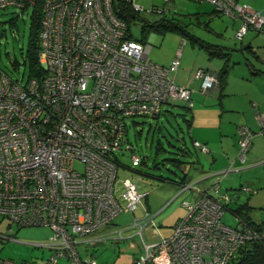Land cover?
Returning a JSON list of instances; mask_svg holds the SVG:
<instances>
[{
    "label": "built area",
    "instance_id": "1",
    "mask_svg": "<svg viewBox=\"0 0 264 264\" xmlns=\"http://www.w3.org/2000/svg\"><path fill=\"white\" fill-rule=\"evenodd\" d=\"M119 0H43L38 63L42 74L25 81L0 68V216L9 223L1 239H15L12 227H49L51 235L35 242L50 250L40 263L66 258L76 264H97L78 245L103 243L111 232L123 238V227L102 233L117 216L132 213L148 194L131 178L117 177L116 152L126 144L128 117H158L163 105H193L189 85L175 81L180 52L169 65L148 58L150 44L128 36L129 27L114 10ZM135 12L145 9L135 0H121ZM170 0H164L168 2ZM208 2L216 12L240 20L235 39L249 30L264 33V11L238 0ZM36 0H0V10L27 8ZM152 6L147 12L164 11ZM203 91L217 90L213 70L197 68ZM264 133V114L258 116ZM235 161L245 165L253 132L237 128ZM201 152L208 148L197 140ZM137 161L139 156L132 154ZM233 160V161H234ZM215 173L206 189L185 182L178 194L193 189L184 201L185 213L172 232L147 243L143 229L156 226L149 212L133 218L142 252L132 264H230L240 248L264 242V225L254 228L237 215L231 227L222 222L228 193L219 197L221 179L239 171L234 162ZM76 165L80 168L77 169ZM210 190V192H209ZM245 193L254 192L242 186ZM191 193V192H190ZM85 253L82 255V253ZM0 264H29L0 257Z\"/></svg>",
    "mask_w": 264,
    "mask_h": 264
},
{
    "label": "rangeland",
    "instance_id": "2",
    "mask_svg": "<svg viewBox=\"0 0 264 264\" xmlns=\"http://www.w3.org/2000/svg\"><path fill=\"white\" fill-rule=\"evenodd\" d=\"M135 1L141 4L145 11L139 12L138 19L130 24L131 32L138 39L145 35V41L151 46L148 58L154 62L164 64L169 59H173L178 50L182 57L186 58L189 55L188 59L194 58L197 51L201 55L214 52L225 54L222 59H219L222 63L228 62L229 66H236L235 68L238 69H248V66H251L254 71L255 55L264 53V34L249 30L241 41L236 40L235 32L240 26V20L215 12L208 2L195 0ZM238 1L264 11V0ZM152 6L163 7L165 10L147 12L146 10ZM31 12V6L24 9L11 6L0 10V68L12 78L22 81H25L28 76V69L23 64V60L28 43ZM161 20L172 22L177 27L162 29L159 26V29L150 28L146 32L142 31L144 23L154 24ZM14 59L19 63L16 68L12 64ZM257 67L259 70H264L261 65ZM190 112V109L180 105L171 108L163 105L160 115L156 118L134 116L125 119L127 123L126 144H129L131 149L126 148L124 143L122 148L116 152L119 162L117 177L131 178L136 181L139 189L148 190L150 194L158 193L168 200L173 198L172 202L159 214V218H154L157 227L160 220V222L164 219L172 220L171 216L175 213L177 206L185 210L183 202L189 201L190 192L193 193L192 189L174 198L178 188L172 186V180L188 174L192 169V164L200 158L189 135L186 120H191ZM132 154L138 155L139 160H133ZM249 159L247 154L245 165L236 161L233 164L235 167L243 166L244 168L230 172L221 179L219 193L225 192L231 196L229 202H224L226 205L221 220L231 227L237 224L232 209L240 203H246L248 206V216L251 222L264 224V161L253 167L255 163ZM76 168L79 169L80 166L76 165ZM213 177L212 181L216 179L215 176ZM197 186L199 185L194 184V187ZM242 186H252L256 192L245 193L241 190ZM120 216H128L132 219V213H123L117 216L114 223L123 222L119 219ZM7 223V219L0 218V232L7 233ZM12 231L15 232L16 240L0 239V253L7 255L13 252L15 260L30 264L38 263L39 254L47 248L34 243L46 241L51 235V229L39 226H13ZM134 232L136 229L130 231V234ZM147 233V231L144 232L146 240L149 236ZM124 235H128L127 231ZM140 241L138 235L123 241L112 231L103 243L86 246L81 244L78 245V249L83 248L91 253L99 264H132L133 258L141 252L140 245L137 244ZM130 242L137 244L135 248L129 246ZM57 264L76 263L61 258Z\"/></svg>",
    "mask_w": 264,
    "mask_h": 264
},
{
    "label": "crops",
    "instance_id": "3",
    "mask_svg": "<svg viewBox=\"0 0 264 264\" xmlns=\"http://www.w3.org/2000/svg\"><path fill=\"white\" fill-rule=\"evenodd\" d=\"M198 52L199 51L194 55V58L191 57L190 59L187 58L189 55L185 58L180 54V65L174 78L178 84L189 85L193 89V105L189 108L192 116L191 120H186L188 123L189 135L192 142L193 140H197L208 148L206 152H201L195 148L200 158L192 164V169L185 179L186 181L192 182L193 185H199L197 188L204 189L209 187L213 182L212 179L215 173L226 168L230 162L235 159L238 140L237 128L239 125L248 126L253 132L251 146L248 151L249 160L255 163V165L252 166H258L257 164H261L262 161H264L262 160L264 159V133H260V124L258 121V116L264 114V70H259L257 67L260 65L264 67V53L255 55V67H253L254 71H252L251 66H248V69H238L235 68L236 66H229L228 62L222 63V60H219L222 59V57H210L207 54H198ZM173 59H169L163 65H169ZM222 67H226L227 69L223 86L219 90L203 91L200 86L201 81L194 76L195 70L197 68H203L217 72ZM233 162L235 163L236 161L234 160ZM172 183V186L177 188L176 183ZM250 187L256 192L255 188L252 186ZM181 194H184V192L179 194L177 192L174 198ZM193 197V193H190V200H192ZM172 200L173 198L171 200L164 199L162 195L158 193L150 194L148 191V194L132 212V219L144 216L145 209L149 212L148 216L154 219L162 213ZM184 212V208L177 206L175 213L171 216V221L164 219V221L162 220L163 222H160V220L159 226L161 227L155 226L154 228V226H147L144 228L142 232L144 240L150 243L160 237L168 236L172 232L175 221L181 217ZM0 218L5 219L1 216ZM119 219L123 222H113L108 228L101 229L100 234L108 232L110 229L123 227L125 229L123 234L127 231L128 235H124L121 240H130L137 235L140 237L137 233L138 227L130 224L132 219L128 216H120ZM8 227L9 223H7L6 227L7 232ZM135 229L136 232L130 234V231H134ZM145 231L149 234L147 240L144 236ZM13 233L15 234V232ZM137 244L141 245V241ZM137 244L130 242L129 246L135 248ZM139 249H141V246H139ZM141 252L138 253L137 256H139ZM49 253L50 251H48V249H44L43 252L39 254L40 261H38V263L46 258ZM0 256H10V258H13L15 255L12 252L7 253V255L0 253ZM97 263L99 264L98 261Z\"/></svg>",
    "mask_w": 264,
    "mask_h": 264
},
{
    "label": "trees",
    "instance_id": "4",
    "mask_svg": "<svg viewBox=\"0 0 264 264\" xmlns=\"http://www.w3.org/2000/svg\"><path fill=\"white\" fill-rule=\"evenodd\" d=\"M42 2H43V0H36L35 5L32 6L29 37H28V43H27V47H26V51H25V58L23 60V64L25 66H27L29 77H40L42 74L41 67L38 63L39 30H40V23H41V4H42ZM20 9H22V8H20ZM114 10L116 11L117 15L122 20H124V22L129 27L128 28L129 29L128 30L129 31L128 36L135 38V36L131 32L130 24H132V22L135 23V20L138 19L137 14H139V13L133 11L131 9V7L128 6V4L123 3V1H121V0H119V2L116 1L114 3ZM159 26H161L162 29H171V28L177 27V26L173 25L172 22H164L163 20H161L160 22H157L154 24L144 23L142 26V31L146 32V30L150 29V28L159 29L158 28ZM135 39H138V38H135ZM138 40L145 42V40H146L145 35H143ZM200 46H202V45H200ZM208 55L210 57H213V56L222 57L225 54L224 53H218L217 54L214 52H209ZM12 64H13V66H15V68L17 66H19V63L16 59H14L12 61ZM226 72H227L226 67H222L220 70H218L216 72L217 76H218V88H217V90H219L223 86V84L225 82ZM180 106L184 107V108H188L184 104H181ZM186 176H187V174H184L183 176H181L177 180H172V182L176 183L178 191H179V188L182 184H184L185 182H190V181H186V179H185ZM204 189H206V188H204ZM209 192H210V190H209ZM210 194L213 197H219V199H221V194H223V193H214L213 191H211ZM221 200L223 203L226 201L223 199H221ZM226 202H228V201H226ZM225 205L226 204H224V207H225ZM247 207L248 206L246 205V203H240V204L235 205V207L232 209V212L235 215H237L239 218H241L242 220L246 221L251 226H254V228H257V229L261 228L262 225H264V224H262V225L256 224V223H253L249 220ZM230 264H264V242H254L251 244H246L245 246H243L242 248L239 249V251L237 252V255L231 260Z\"/></svg>",
    "mask_w": 264,
    "mask_h": 264
}]
</instances>
